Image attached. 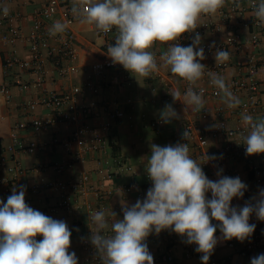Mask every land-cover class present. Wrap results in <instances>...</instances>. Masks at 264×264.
Instances as JSON below:
<instances>
[{"label":"crops","instance_id":"crops-1","mask_svg":"<svg viewBox=\"0 0 264 264\" xmlns=\"http://www.w3.org/2000/svg\"><path fill=\"white\" fill-rule=\"evenodd\" d=\"M50 0H0V38L7 32L3 23L6 15H18V26L26 36L30 33L35 22V13L45 7ZM69 0H60L61 6L54 16V19L66 23L65 8ZM73 4V0L69 1ZM261 0H225L224 6L215 15L211 16L213 28L205 32L201 37L199 47L216 46L226 43L235 35L239 37L236 46H228L230 60L228 68L219 76L225 79L230 85L235 79L246 78L255 79L260 84V91L252 96L248 92L233 94L241 101L235 108L227 107L222 100V94L215 98L211 95L203 96L204 109L209 111L207 119L201 118L200 112H192L190 108L181 101H173L170 92L179 90L181 95L186 92L184 81L173 75L170 69L164 66L160 60L164 52L165 44H155L152 51L157 60L159 72L165 77L164 80L151 74L149 77H135L127 70L109 69L101 76L93 75V65L102 59L106 52L107 42L111 38H116L113 34L110 38L99 36L94 25H83L79 18L73 24L76 36V60H66L63 66L71 69L67 77H61L55 64L49 57H46L47 75L43 77L44 86L59 94H72L75 87H81L82 92L78 95L80 106L91 110V117L87 120L86 127L91 131L87 138L97 133L102 136L106 144L98 151L82 153L81 145L73 143L70 151L64 146H50L49 148L30 154L25 152H7L8 147L13 144L11 131L15 126L20 127L21 139L26 143L51 142L58 137L61 140L72 138L77 131V124L58 123L48 130L36 133L31 122L33 118L46 119L50 112L43 107H38L35 112H29L22 108L25 102L36 101L41 96V88H30L21 92L16 86L11 87L13 100L7 103L0 96V156L7 152L10 163L19 164L21 173L13 185H3L0 188V200L7 199L15 189L19 192L20 187H25V201L35 210H38L55 220L66 222L68 227H75V232L71 235V245L69 252H74L78 258V264H93L88 262L93 255H97L96 249L92 245L90 249H85V241L89 240L95 226L89 220V215L97 211H103L111 226L116 219H123L122 205H134L137 200L143 201L145 197H140V192L146 188L150 179L147 174L148 159L151 155V145L156 144L161 147L178 143H188L189 153H196V144L185 142L181 139L184 131V123L190 119L196 123L197 128L208 133V144L205 151L215 153L228 144L245 142L249 129L244 125L242 116L249 114L254 119L264 117V52L247 47L252 34L260 32L255 28L253 21L256 19L254 11L250 8L254 3L259 4ZM7 9V14H5ZM203 21V15L198 24ZM195 38V37H194ZM193 38V40H194ZM192 40V42H193ZM192 44V43H191ZM54 45H58L57 42ZM240 46V47H239ZM243 48H242V47ZM16 51L20 58L30 57L28 44L19 42L14 49L2 45L0 41V85L6 81H13L15 77L24 82L34 83L41 77L34 73H29L21 69H15L10 77L5 75L4 59L7 54ZM205 54V53H204ZM255 55L258 67L254 73L247 70L249 57ZM206 66V69L218 67L215 53L205 54V59L199 61ZM205 69V70H206ZM210 77L204 74L196 85H208ZM91 81L93 89H87L86 84ZM258 103V104H256ZM166 105H171L178 114V118L172 119L158 127H153V123L161 119V112ZM121 111L123 116L115 119L113 115ZM110 123L109 130H104L103 125ZM246 129L245 134H237L234 137L227 135L228 131H239ZM177 141V142H175ZM81 155L83 160L69 165L62 173L53 168L56 162L70 164L74 157ZM264 166V155L258 161ZM227 168L235 167L242 172L239 178L243 183L253 186L254 175L245 171L243 163L228 161ZM84 176L88 177L86 183L88 191L81 194L77 191H67L61 193L51 189L41 190L35 194L32 190L35 186L53 180L73 181ZM6 168H0V178H11ZM231 177V176H228ZM220 177H213L210 180L217 181ZM234 178V177H232ZM133 186L131 191L127 189ZM211 199V192L207 193ZM66 198L72 204V211L58 209L57 204ZM247 196L233 198L232 207L242 208L245 206ZM116 214V217L112 213ZM256 218L253 213L249 219L251 223ZM213 224H218L212 221ZM111 233L105 230L104 233ZM112 234V233H111ZM216 236L218 243L210 256L208 264L213 259H228L229 264H251V259L260 254L257 251L251 257H243L236 250L228 246V241L222 238V234L217 228ZM38 241L41 236L36 238ZM91 243V241H90ZM149 252L154 258V264H202L201 253L191 252L185 237L177 235L171 230H162L159 234L154 231L146 238ZM92 244V243H91ZM170 254L173 256L172 263H162L158 261L161 255Z\"/></svg>","mask_w":264,"mask_h":264},{"label":"clouds","instance_id":"clouds-1","mask_svg":"<svg viewBox=\"0 0 264 264\" xmlns=\"http://www.w3.org/2000/svg\"><path fill=\"white\" fill-rule=\"evenodd\" d=\"M224 4L225 0H73L71 11L83 25H94L105 33L116 29L115 43L108 47L107 55L113 64L122 65L135 77L146 78L159 71L157 58L150 50L156 43L168 44L160 60L173 75L190 85L183 96L179 90L170 92L173 101L183 102L185 111L190 108L200 112L204 109L203 96L191 85L205 74L206 66L199 62L205 59L204 49L199 47L201 37L196 34L187 47L176 42L197 29L202 15H215ZM253 7L255 17L264 23V0ZM66 28V23L56 21L49 34L63 33ZM230 58L228 51L215 52L216 64ZM208 75L227 107L240 105L222 76L214 72ZM175 118L176 111L166 105L161 119L167 123ZM242 120L249 129L244 138L246 155L264 153V117L254 119L243 114ZM183 139H189L188 129ZM189 151L188 143L163 147L152 144L147 167L152 187L146 199L130 207L123 204V219H116L111 226L103 211L89 215L95 226L90 241L101 264H154L144 241L153 231L159 234L162 230L186 237L185 242L195 244V251L202 254V264H208L218 243L217 228L224 240L243 243L256 228L249 223L251 215L255 213L264 221V190L255 204L232 207L233 198H242L247 185L239 177L208 179ZM205 158L216 159L207 153ZM209 192L211 199L207 197ZM112 215L116 217L114 212ZM109 228L111 235L102 234ZM71 235L66 222L46 216L26 203L24 186L19 192L14 189L6 203L0 200V264H78L76 254L69 252ZM37 236L42 239L38 241ZM251 264H264V254L253 257Z\"/></svg>","mask_w":264,"mask_h":264},{"label":"built area","instance_id":"built-area-1","mask_svg":"<svg viewBox=\"0 0 264 264\" xmlns=\"http://www.w3.org/2000/svg\"><path fill=\"white\" fill-rule=\"evenodd\" d=\"M8 1H18V0H8ZM70 1V0H69ZM68 1V4L65 8V18L67 28L63 33H59L56 35H50L49 29L51 25L57 20L54 19V16L58 12L59 7L61 6L60 0H50L49 3L38 10L35 13V22L32 30L28 35H24L22 33L21 28L18 26L17 22L19 20L18 15H6L3 18V23L7 28V32L2 34L0 41L2 45L9 46L14 49L16 45L24 41L28 44L30 57L28 58H20L16 51L13 50L9 54L5 56L4 59V68L5 75L10 77L12 72L15 69H21L23 71L34 73L41 77L38 81L34 83H28L22 81L20 78L15 77L13 81H6L0 85V96L7 102H11L13 100L11 87L14 85L21 92H25L30 88H41V96L36 101L25 102L21 106L24 110H28L29 112H35L38 107H43L50 112V116L46 119L42 118H33L31 122V126L36 133H40L42 131L48 130L50 127L58 124V123H69V124H77L78 129L73 134L72 138L61 140L58 137L52 139L51 142H32L26 143L21 139L20 136V127L15 126L11 131V137L13 140V144L8 147L7 152L15 153V152H25V153H36L37 151H42L50 146H64L68 151H70L73 143H79L81 145L82 153L87 154L89 152L98 151L103 148L106 144L105 139L98 135L97 133H93L90 139L87 138V135L91 133V131L86 127L87 120L91 117V110L86 107L80 106L78 103V95L82 92L81 87H75L73 89L72 94H59L56 92H52L48 90L44 86L43 77L47 75L46 69V57H49L51 61L55 64L58 74L61 77H67L71 73V69L66 66H63L64 61L66 60H76L78 58V54L76 51V36L73 30V24L76 20V17L72 14L71 8L72 5ZM253 5H258L254 3ZM253 5L251 6V10L255 11ZM212 15H203V21L198 24L197 29L194 32L185 33L183 36L176 42L180 46L187 47L192 43L193 38L196 34L202 36L205 32L210 31L213 28V25L210 21ZM253 25L255 28L259 29L260 32H254L252 34L250 43L247 47H252L254 49H258L264 52V23H261L257 18L253 21ZM99 36L104 38H110L113 34H117L115 28H113L110 32H101L98 31ZM57 42V46L54 43ZM115 38H111L107 42L106 52L102 59L96 61L93 65V75L101 76L106 70L109 69H119L124 70L123 66L120 64H113L111 58L107 55V49L110 45H114ZM239 43L238 35L230 37L226 43H220L216 46L207 45L204 47L205 54L215 53L217 50L226 51L228 46H236ZM159 44V43H156ZM167 50L168 44H165ZM240 47V46H239ZM242 47V46H241ZM243 48V47H242ZM158 63V60H157ZM229 61L222 63L218 67H213L210 69H206L205 73L214 72L217 75L221 74L225 71L229 66ZM159 65V63H158ZM258 67L257 59L255 55H251L249 57L247 70L252 74L256 71ZM155 76H158L160 79L164 80V76L159 72L152 73ZM186 85V90L190 85L188 82L182 79ZM94 85L91 81L86 84L87 89H93ZM193 90L197 93H202V96L211 95L215 98L219 97L222 93L211 83V78L208 81V85L198 87L196 84L191 85ZM230 91L233 94L248 92L252 96L256 95L260 91V84L255 79H246V78H238L235 79L230 85H228ZM258 104V103H256ZM263 111H264V105ZM123 113L121 111H117L113 117L115 119L121 118ZM200 117L207 119L209 117V111L204 109L200 113ZM164 121L159 120L153 123V127H158L159 125H163ZM111 127L110 123H106L103 125L104 130H109ZM188 129L189 131V139L186 141L183 139V134L181 139L185 142L195 143L196 144V153H189L190 157L193 158L198 164H201V167L208 177L211 179L213 177H221V176H231V177H239L241 175L240 169L235 167L227 168L226 163L230 160L235 163H243L245 165V171L247 173L254 175L253 186H249L244 191V194L247 196L246 202L255 204L259 199V193L264 190V166H262L258 161L264 155L256 154V155H246V147L244 142H239L237 144H228L225 147L221 148L219 151L215 153H208L204 149L208 144V133L203 130L197 128L196 123L190 119H187L184 123V131ZM183 131V133H184ZM247 132L246 129H241L239 131H228L227 135L229 137H234L237 134H245ZM177 142V141H175ZM7 152H4L0 156V168H6L8 173L12 176L11 178H0V188L3 185H13L16 182L18 176L23 173L22 167L17 163H10V159L7 156ZM208 156H215L216 159L206 161L205 154ZM83 160L81 155L74 157L70 164L56 162L52 166L53 168L62 173L69 165H73L75 162H79ZM217 173H220L218 176ZM88 181V177L84 176L83 178L73 181H62V180H53L49 182H45L41 185L35 186L33 188V192L35 194L40 193L41 190L51 189L54 191H60L61 193H66L67 191H77L81 194H85L88 189L86 183ZM152 187V182L150 180L149 184L140 192V197L147 196V191ZM133 186H130L127 190L131 191ZM208 197V196H207ZM209 198V197H208ZM210 199V198H209ZM5 203L7 199L3 200ZM58 209H64L68 212L72 211V204L66 198L59 204H57ZM215 221V220H213ZM217 222V221H216ZM255 224L256 228L252 236L245 240L243 243L239 242L236 239H232L228 241V246L233 248L243 257H251L257 251H260L264 254V221L257 219V217L250 223ZM71 233L75 232V227H68ZM104 235H111V233H104ZM39 237V236H37ZM36 237V238H37ZM186 241V237H185ZM92 244L89 240L85 241V249H90ZM189 250L191 252H196L195 244H188ZM88 262H92L93 264H101L98 255H93ZM158 261L162 263H172L174 261L173 256L170 254L161 255ZM210 264H229L228 259H213Z\"/></svg>","mask_w":264,"mask_h":264}]
</instances>
